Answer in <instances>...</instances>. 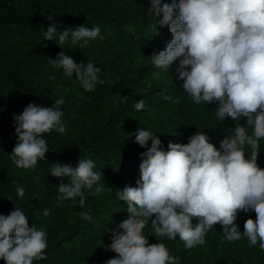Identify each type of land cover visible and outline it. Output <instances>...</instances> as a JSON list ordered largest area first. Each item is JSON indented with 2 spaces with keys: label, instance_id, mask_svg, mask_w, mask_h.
Here are the masks:
<instances>
[{
  "label": "clouds",
  "instance_id": "clouds-1",
  "mask_svg": "<svg viewBox=\"0 0 264 264\" xmlns=\"http://www.w3.org/2000/svg\"><path fill=\"white\" fill-rule=\"evenodd\" d=\"M148 9L155 17L154 32L159 31L157 22L172 31L165 46L152 52V61L165 69L174 65L180 86L194 102H214L219 120L231 117L237 123L219 140V147L207 131H196L186 143L169 141L167 149L160 147L162 141L151 126L140 123L134 129V138L146 145L140 150V175L118 192L127 198L129 215L110 229L109 247L116 254L94 264H177L179 258L163 241L149 242L144 231L149 222L157 236L174 239L178 234L186 248L203 245L218 222L227 241L247 237L264 249V167L258 163L264 146V0H150ZM45 19L51 23L42 32L44 40L60 48L103 39L99 24L58 30L56 17L49 14ZM47 58L64 75L73 78L74 73L86 90L102 82L100 68L91 59L77 62L62 48ZM64 102L63 96L47 106L30 101L12 114L16 143L9 154L17 166L32 168L46 158L49 145L43 134L65 131ZM134 103L136 108L147 107L143 96ZM241 118L244 123H239ZM49 172L68 177L57 186L58 200L79 197L80 216L92 221L85 189L99 195L105 188L96 160L79 157L76 166L53 162ZM16 193L25 195L19 181ZM239 210L256 214L245 219L243 231L236 222ZM49 214L45 208L44 215ZM28 216L18 204L0 213V258L5 264H33L46 256L47 229L30 225Z\"/></svg>",
  "mask_w": 264,
  "mask_h": 264
},
{
  "label": "trees",
  "instance_id": "trees-1",
  "mask_svg": "<svg viewBox=\"0 0 264 264\" xmlns=\"http://www.w3.org/2000/svg\"><path fill=\"white\" fill-rule=\"evenodd\" d=\"M149 4L150 0H0V213L18 204L29 215L30 225L46 227V256L33 264H94L116 254L109 247L110 229L129 215L127 198L118 192L126 183L135 184L140 175V150L146 147L134 138L140 123L155 130L164 149L169 141L188 142L196 131H207L219 147V140L237 123L231 117L219 120L214 102H194L180 86L182 78L177 79L174 65L165 69L152 61V52L165 46L172 31L157 22L159 31L154 32ZM49 14L60 21L58 30L82 23L100 25L103 39L98 36L83 47L61 45L75 61L91 59L100 68L102 82L94 89H84L74 73L73 78L66 76L49 63L47 57L61 50L42 36L51 23L45 19ZM60 96L65 101V131L43 134L49 151L35 167L17 166L9 154L16 143L12 114L30 101L47 106ZM141 96L147 107L136 108L134 102ZM244 122L245 118L239 121ZM79 157L93 158L102 168L103 192L93 195L85 189L92 221L80 216L79 197L58 200L57 186L68 177L49 172L53 162L76 166ZM258 163L264 167V146ZM17 181L25 186L23 197L17 196ZM45 208L50 210L47 216ZM255 215L253 210L238 211L241 231L245 219ZM196 220L193 217V223ZM144 231L149 242L163 241L179 258L177 264H264V249L247 237L227 241L218 222L206 233L205 243L192 248H186L178 234L174 239L157 236L150 222ZM0 264H5L2 258Z\"/></svg>",
  "mask_w": 264,
  "mask_h": 264
}]
</instances>
